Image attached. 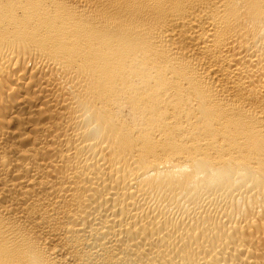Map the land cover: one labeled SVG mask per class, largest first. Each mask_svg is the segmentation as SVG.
Here are the masks:
<instances>
[{"label":"bare ground","instance_id":"obj_1","mask_svg":"<svg viewBox=\"0 0 264 264\" xmlns=\"http://www.w3.org/2000/svg\"><path fill=\"white\" fill-rule=\"evenodd\" d=\"M0 264H264V0H0Z\"/></svg>","mask_w":264,"mask_h":264}]
</instances>
